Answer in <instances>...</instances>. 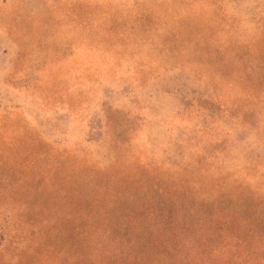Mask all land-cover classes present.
I'll return each mask as SVG.
<instances>
[{"label": "rangeland", "instance_id": "obj_1", "mask_svg": "<svg viewBox=\"0 0 264 264\" xmlns=\"http://www.w3.org/2000/svg\"><path fill=\"white\" fill-rule=\"evenodd\" d=\"M156 220L264 264V0H0V264Z\"/></svg>", "mask_w": 264, "mask_h": 264}, {"label": "trees", "instance_id": "obj_2", "mask_svg": "<svg viewBox=\"0 0 264 264\" xmlns=\"http://www.w3.org/2000/svg\"><path fill=\"white\" fill-rule=\"evenodd\" d=\"M134 224V230L137 232L134 241H131L133 233L130 230H127L130 231L127 234L121 233L120 240L112 236L113 240L110 242L109 248L117 250L119 253L114 252V254L107 257L104 255V264H135L134 261L129 262L127 258L138 261L137 264H219V262L214 261V258H218L220 263L222 262L221 264H231L233 262L231 261L232 257H230L231 251L228 248H210L211 250L201 254L196 245H191L189 249H186L187 246L180 240V235H177L180 229L173 232L171 237L166 236L164 230L167 227L166 223H160L157 220L151 221L148 229L140 226L137 221ZM183 227L181 225V228ZM139 235H147L145 237H155L156 239L150 240ZM206 242L209 245L210 240L206 239ZM156 248H159L160 251L157 263L154 260L157 254Z\"/></svg>", "mask_w": 264, "mask_h": 264}]
</instances>
